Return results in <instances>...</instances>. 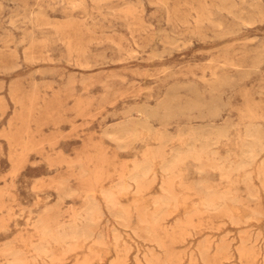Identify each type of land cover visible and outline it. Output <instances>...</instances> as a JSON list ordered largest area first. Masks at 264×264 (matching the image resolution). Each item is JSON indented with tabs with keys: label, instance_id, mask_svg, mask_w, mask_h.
I'll return each mask as SVG.
<instances>
[{
	"label": "rangeland",
	"instance_id": "rangeland-1",
	"mask_svg": "<svg viewBox=\"0 0 264 264\" xmlns=\"http://www.w3.org/2000/svg\"><path fill=\"white\" fill-rule=\"evenodd\" d=\"M0 264H264V0H0Z\"/></svg>",
	"mask_w": 264,
	"mask_h": 264
},
{
	"label": "bare ground",
	"instance_id": "bare-ground-1",
	"mask_svg": "<svg viewBox=\"0 0 264 264\" xmlns=\"http://www.w3.org/2000/svg\"><path fill=\"white\" fill-rule=\"evenodd\" d=\"M124 148V147H123ZM43 224V223H42Z\"/></svg>",
	"mask_w": 264,
	"mask_h": 264
}]
</instances>
